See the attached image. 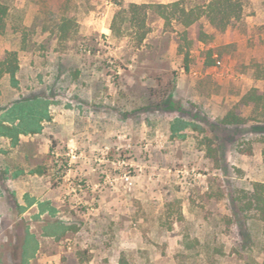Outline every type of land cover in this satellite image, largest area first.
<instances>
[{
    "label": "rangeland",
    "instance_id": "374dc122",
    "mask_svg": "<svg viewBox=\"0 0 264 264\" xmlns=\"http://www.w3.org/2000/svg\"><path fill=\"white\" fill-rule=\"evenodd\" d=\"M171 1L0 0V62L17 65H0V264H264L244 206L264 182V100L242 99L264 94V0L223 31L127 21ZM17 105L37 131H16Z\"/></svg>",
    "mask_w": 264,
    "mask_h": 264
},
{
    "label": "trees",
    "instance_id": "16d2710c",
    "mask_svg": "<svg viewBox=\"0 0 264 264\" xmlns=\"http://www.w3.org/2000/svg\"><path fill=\"white\" fill-rule=\"evenodd\" d=\"M147 9L152 10L157 16L164 20L165 24H169L171 20L178 22L184 29L189 27L191 24L196 22L200 17H205L208 24L216 30L223 31L232 22L238 21L242 16V2L241 0H207L202 4L195 5L190 8H186L181 4L179 0L171 1L168 3H151V4H134L130 3L127 8V21L130 25L137 24L140 28H144V18ZM6 13L5 7L0 4V17ZM143 17L140 18V15ZM112 30H115V21L112 25ZM185 31V30H184ZM146 31H142L139 39L144 38ZM198 40L204 41L207 34L199 32ZM14 54L9 53L7 57L0 62L2 66V71L14 75L17 70V65L15 63ZM246 103H254L264 100V94L260 93L257 89L252 88L248 93H246L242 98ZM16 116L21 118L24 125H29L28 130H22L21 128H16V131L23 132H34L39 129L38 120H33L32 115L29 113H22L23 107L17 105L14 107ZM37 112V111H36ZM35 112V113H36ZM38 113V112H37ZM241 118L235 115L233 112H228L221 120L223 124H237L241 123ZM34 124V126H32ZM249 198L244 203L246 209L253 208V210L258 213V219L264 225V182H254L251 191L248 193Z\"/></svg>",
    "mask_w": 264,
    "mask_h": 264
}]
</instances>
